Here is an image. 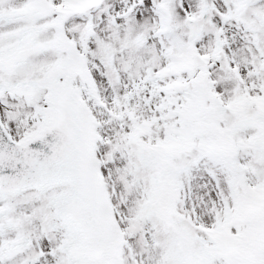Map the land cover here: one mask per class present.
Masks as SVG:
<instances>
[{"label": "snow or ice", "instance_id": "6c2138e0", "mask_svg": "<svg viewBox=\"0 0 264 264\" xmlns=\"http://www.w3.org/2000/svg\"><path fill=\"white\" fill-rule=\"evenodd\" d=\"M0 264H264V0H0Z\"/></svg>", "mask_w": 264, "mask_h": 264}]
</instances>
